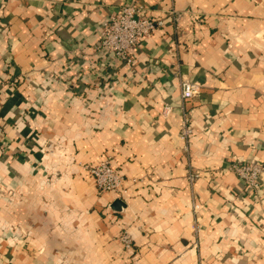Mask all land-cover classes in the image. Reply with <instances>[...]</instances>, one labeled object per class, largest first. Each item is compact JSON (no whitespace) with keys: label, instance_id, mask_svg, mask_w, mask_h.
<instances>
[{"label":"crops","instance_id":"crops-1","mask_svg":"<svg viewBox=\"0 0 264 264\" xmlns=\"http://www.w3.org/2000/svg\"><path fill=\"white\" fill-rule=\"evenodd\" d=\"M128 4L164 22L130 65L96 49ZM0 124V264H264V177L230 168L264 161V0H0Z\"/></svg>","mask_w":264,"mask_h":264},{"label":"built area","instance_id":"built-area-1","mask_svg":"<svg viewBox=\"0 0 264 264\" xmlns=\"http://www.w3.org/2000/svg\"><path fill=\"white\" fill-rule=\"evenodd\" d=\"M169 15L174 21H178L180 14L175 10H169ZM164 25L162 19H155L144 15L140 5L128 4L121 6L115 13L109 15L102 23L99 31L96 49L98 53L106 56L111 61H122L127 65L132 62V54L141 40L148 38ZM180 98L185 100L194 96L199 90L196 83L182 80L180 82ZM171 107L165 106L161 115L170 113ZM2 126L0 124V136ZM191 133L184 119L179 136L183 141L188 140ZM112 155L107 154L96 165L84 164L83 168L92 179L93 185L99 192H110L116 196H124L127 193V180L113 167ZM231 170L244 184L247 190H254L264 177V161L248 160L234 161L230 165ZM197 174L189 175V180H194ZM132 180L131 183H134ZM123 249L132 252L133 240L126 230L117 236Z\"/></svg>","mask_w":264,"mask_h":264}]
</instances>
